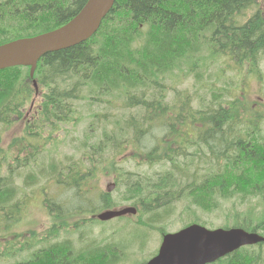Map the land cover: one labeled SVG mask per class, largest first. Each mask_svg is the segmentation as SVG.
Wrapping results in <instances>:
<instances>
[{
    "label": "trees",
    "instance_id": "16d2710c",
    "mask_svg": "<svg viewBox=\"0 0 264 264\" xmlns=\"http://www.w3.org/2000/svg\"><path fill=\"white\" fill-rule=\"evenodd\" d=\"M86 1H1L0 44L29 36L31 31L39 34L59 28ZM256 4L257 0H116L99 34L86 43L48 53L40 61L35 77L46 93L38 127L70 122V102L79 99L84 86L101 95L120 91L129 105H141L147 114L160 111L161 104L146 101L147 96L160 87L162 78L180 69L182 62L197 58L202 49L210 57H230L241 66L256 67L259 54L264 52L262 12L240 24L243 13ZM20 7L24 9L18 10ZM29 82L28 69L0 72V124L8 125L15 115H22L21 109L32 96ZM186 106L173 111L164 145L146 156L149 162L170 163L171 170L157 179L135 180L124 200L139 205L141 213L150 216L149 221H140L142 226L158 228L183 201L208 213L219 210L223 200L235 199L240 204L254 201L246 215L237 214L233 226L264 235V131L257 122L245 124L238 118L237 101L229 107L201 112ZM151 121L131 119L125 123L124 129H133V137L127 141H118L114 133L105 132L103 140L84 157L92 167L69 169L66 184L86 194H78L71 212L95 213L94 209L111 207L104 199L96 205V196H89L90 190L94 191L92 182L105 163L101 159L107 151L115 155L135 147L146 137ZM190 149L207 150L205 156L212 168L205 175L193 170L198 154ZM14 197L15 188L0 178V211L5 212ZM45 206L54 220L58 214L66 217L53 201L46 200ZM255 211L259 213L253 216ZM8 212L3 218L11 222L7 229H12L19 222V210ZM17 245L21 249L13 250V255L21 253L26 243ZM253 248H242L215 264H261V250ZM113 257L111 248L71 253L69 247L52 245L43 250L38 262L35 256L34 264H110Z\"/></svg>",
    "mask_w": 264,
    "mask_h": 264
},
{
    "label": "rangeland",
    "instance_id": "374dc122",
    "mask_svg": "<svg viewBox=\"0 0 264 264\" xmlns=\"http://www.w3.org/2000/svg\"><path fill=\"white\" fill-rule=\"evenodd\" d=\"M263 3L264 0H259L257 5L246 11L240 19L245 21L251 17L252 12L264 10ZM202 56L199 67L193 73L189 74L184 68L175 70L172 74L170 73L171 75H166L162 81L160 88L167 92L165 104L171 111L174 104L180 106L182 96L192 98L194 110L214 109L226 106L232 99H240L243 118L264 117V102L259 100L264 99V54L261 55L259 64L261 70L257 74H250L246 69L237 66L229 57L211 60L208 56L204 57L206 53ZM45 93L46 89L40 87V95L36 97L33 91L32 98L24 106V114L29 112L32 103L35 104V108L41 106ZM80 97L81 100L72 103L75 109L73 119L62 127H57L55 131L45 129L41 137H31L25 133L27 118H23L13 127L0 125V178H5L6 183L15 188V197L6 210L20 211L29 202L23 211V215L27 216L20 225L7 229L11 222H0V249L7 245L5 238L13 231L43 229V234H47L52 220L45 207L46 199L55 201L68 209L73 207L78 194L86 196L82 190L57 184L56 174L59 168L80 160L84 150L89 146V141L96 142L101 139L106 130L114 128L116 120L124 121L131 115L141 118L143 115V110L139 108L127 110L124 101L118 96L100 97L85 89L80 93ZM23 133L26 135L25 142L20 145L24 146L11 149L14 138ZM163 136L164 133H160L157 129L153 130L136 151L140 155L144 154L155 145H160ZM27 144L33 148L32 152L28 151L29 154L27 150L20 151ZM38 147L40 149L34 153L35 148L38 149ZM131 152H135V149ZM22 163L26 165H21ZM143 163L141 158H137L136 162H128L123 166L125 170L140 176H156L169 168L167 164L149 166ZM11 164L12 167H10ZM199 166L207 170L204 162ZM110 180L105 175L100 176L97 181V190L100 193L105 192ZM112 195L114 199H118L117 191L112 192ZM125 204L128 203H119V205ZM258 213L255 211L252 215L255 216ZM237 214L246 215V208L240 206L239 201L223 203L221 208L213 213L203 212L196 207L188 206L187 202L183 201L177 205L164 228L168 232H176L186 223H199L206 225L207 228L217 229L226 225L232 226ZM137 219L134 217L130 220L112 221L108 225L94 228L93 233L90 234L87 233L83 219L67 218L66 221L71 227L63 230L58 237H47V241L52 243L71 240L76 248L82 250L85 242L94 239L97 245L98 243L123 242L120 250L114 244L112 245L114 250L112 262H117L120 256L119 264H139L157 253L162 236L156 230L138 225ZM77 224L79 229L76 228ZM33 233L36 234L35 231ZM262 252L264 254V248ZM25 259L23 254L20 258L4 259L0 264H12V261Z\"/></svg>",
    "mask_w": 264,
    "mask_h": 264
},
{
    "label": "water",
    "instance_id": "95a60500",
    "mask_svg": "<svg viewBox=\"0 0 264 264\" xmlns=\"http://www.w3.org/2000/svg\"><path fill=\"white\" fill-rule=\"evenodd\" d=\"M115 0H88L81 11L66 26L32 39L18 40L0 47V70L31 66V77L38 60L52 52L72 48L88 40L100 27ZM74 27L76 30L72 31ZM114 187H110L112 191ZM127 214L133 208L107 211L99 216L106 221ZM264 243V237L241 229L209 231L193 225L176 234L164 237L159 255L148 264H210L243 246Z\"/></svg>",
    "mask_w": 264,
    "mask_h": 264
},
{
    "label": "bare ground",
    "instance_id": "6f19581e",
    "mask_svg": "<svg viewBox=\"0 0 264 264\" xmlns=\"http://www.w3.org/2000/svg\"><path fill=\"white\" fill-rule=\"evenodd\" d=\"M76 28H77V27H74V28L72 29V31L76 30ZM81 44H82V43H81ZM78 45H80V44H78ZM76 46H77V45H76Z\"/></svg>",
    "mask_w": 264,
    "mask_h": 264
}]
</instances>
